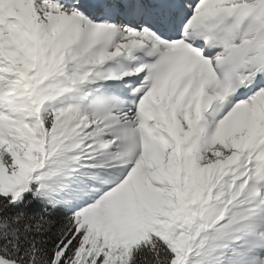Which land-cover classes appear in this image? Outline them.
<instances>
[{
	"label": "snow or ice",
	"instance_id": "6c2138e0",
	"mask_svg": "<svg viewBox=\"0 0 264 264\" xmlns=\"http://www.w3.org/2000/svg\"><path fill=\"white\" fill-rule=\"evenodd\" d=\"M0 264H264V0H0Z\"/></svg>",
	"mask_w": 264,
	"mask_h": 264
}]
</instances>
